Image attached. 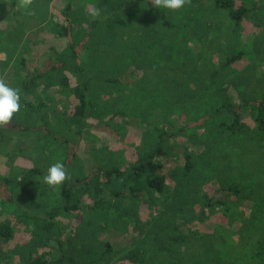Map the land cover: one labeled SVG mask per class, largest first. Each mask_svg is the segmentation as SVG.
Here are the masks:
<instances>
[{
  "label": "rangeland",
  "instance_id": "374dc122",
  "mask_svg": "<svg viewBox=\"0 0 264 264\" xmlns=\"http://www.w3.org/2000/svg\"><path fill=\"white\" fill-rule=\"evenodd\" d=\"M213 4V0H185L182 8L170 10L155 8V0H0V80L9 86L24 75L21 60L27 67L41 69L50 57H70L66 28L75 41L83 43L82 56L101 60L94 59L91 68L107 67L118 71L119 78L125 76L121 82L97 88L99 104L106 99V106L98 105L90 125L80 134L73 123L63 120L76 106L71 91L54 79L39 95L38 112L45 113L48 128L67 136L71 146L69 173L85 177L98 167H123L155 149L158 129L165 131L167 170L182 165L175 150H186L195 161L193 177L182 178L187 179L177 188L182 192L175 196V188L170 187L165 200L156 192L143 202L124 195L117 199L111 196L112 190L124 188L115 180L101 185L103 191L94 200L97 195L109 200L95 206L90 192L74 189L81 197L78 212L84 214L79 219L64 208L62 184L48 185L45 172L30 191L39 203L32 208L37 216L32 219L23 212L30 202L28 193L10 179V173L20 172H11L10 167L49 168L63 163L66 149L41 131L15 134L7 128L12 120L0 124L4 127L0 177L8 180L14 199L4 203L0 196V227L10 228V233L0 232V264H24L30 251L50 258L60 255L59 222L64 229L61 237L73 234L71 241L79 244L80 264H133L129 257L135 248L158 242L149 264L211 260L212 264H264V143L256 127V110L247 105L264 98V0H236L233 9L246 8L239 19L231 10ZM201 9L209 15L202 16ZM125 18L135 23L161 18L173 25L163 30L166 53L152 54L146 76L140 70L143 66H109L120 59L126 34L120 37V25L110 26L108 19ZM140 50L139 57L145 59L146 49ZM237 54L240 58L230 62ZM231 108H238L246 123L239 132L229 128ZM33 112L23 111L24 123L37 125V112ZM234 185L240 193L226 190ZM184 196L188 198L179 199ZM115 203L123 204L120 210H115ZM49 215L56 219L52 227L44 226ZM175 237L186 240L175 246L178 252L169 244ZM212 249L217 252L212 254Z\"/></svg>",
  "mask_w": 264,
  "mask_h": 264
},
{
  "label": "trees",
  "instance_id": "16d2710c",
  "mask_svg": "<svg viewBox=\"0 0 264 264\" xmlns=\"http://www.w3.org/2000/svg\"><path fill=\"white\" fill-rule=\"evenodd\" d=\"M213 1V5L222 7L228 11L231 10V15L236 19L241 18V15L246 12V8H243L241 11H236L237 9H233L236 0ZM213 5L211 8H213ZM201 12L202 16L209 15L208 10L201 9ZM65 17L66 20L70 22V15L68 11L66 12ZM133 20H129L127 18L122 21L108 19V25L114 27H119L120 25V37H122L123 34H126V38L122 39L123 43L121 44V49L119 50L120 59L112 60L113 63H109V66L116 68L119 63L122 65L127 64L134 66L136 69H138V66H143L144 69L140 70L145 73L144 75L146 76L149 74L151 69L152 64L150 59L152 58V54H157L160 52L166 53L168 45H166V41L163 38V30L170 29L173 27V25L172 23H169L168 21L161 18L146 19L137 23H135ZM133 27H136L137 29H134ZM65 30L66 31L64 32V35H66L67 38L69 37L70 40V57L68 59L65 57H50V61L45 63L41 69L27 67L23 60H21L22 71L25 70L24 75L21 73L22 77L10 85V87L18 90L21 106L18 112L14 113L13 118L11 119L12 122L7 128H9L8 130L12 132L14 131L15 134H25L26 132L35 134L36 132L41 131L45 136L53 138L57 142L61 143V145L63 144L67 152V157L62 164L67 170L70 167L68 158L71 154H73V152L69 151L71 146L67 143V136L57 135L48 128V123L45 120V113L38 112L41 104L40 96L43 95L42 93L45 92L44 90L51 86V84L54 82V79H58L59 85L62 89H65L68 92L71 91L76 99V106L73 108L71 115H65L63 120L73 123L72 125H75L76 127L75 132L80 134L84 128L90 125L89 121L94 116L95 111H97L98 105L106 106V99L102 100V102L99 104L100 92H97V88L107 87V83L110 82H121L123 79H125V76L119 78L118 76L121 74H119L118 71L108 70L107 67H102L100 69L91 68L90 66L94 63V59L96 62H101V60L98 57L92 58V56H90L86 58L82 56L83 43L75 41L71 37L69 30L67 28ZM138 37H142L145 41L139 39ZM135 41L139 45H136ZM132 45H134V50L131 52L130 47ZM144 48L148 53L145 59L143 57H139L141 52L140 49L144 50ZM125 53H127L126 61H124ZM240 56L241 54L234 55L230 59V62L239 59ZM158 72L160 71L158 70ZM158 76L159 75L156 77ZM70 77L73 78V81H70ZM160 77L164 78L165 75ZM152 79H156V81H162L161 78L153 77ZM163 85L167 86L168 89L172 88V86L167 83ZM35 99L37 101L36 104H38L37 106L32 104L33 100ZM247 105L254 106L256 110V127L258 129L259 137L264 143V98L253 101V103H250L249 101ZM23 111L30 113H34L33 111H36L37 125L34 123H24L21 117ZM230 111L233 114V122L229 125V128L234 132H239L241 129L246 127V123L245 121L241 120L238 108H231ZM17 117L19 121H15ZM3 129L4 127L0 126V134H2ZM67 129H70V126H68ZM64 137H66V139ZM168 153L169 150L167 149L165 131L164 129H158V142H156L155 149L153 151L151 149L149 151L143 152L140 158L133 162H127L125 166L122 165L123 167H120L119 165H113L108 168L98 167L93 169L85 177H77V175L67 171L68 178L62 183L60 188L61 195L63 197L64 208L70 213H75L76 218L79 219L80 216L84 214L78 212L80 208L79 206L81 197L79 198V196L75 194L74 189L90 192V198L94 201L93 204L97 206L101 203H106L109 200L108 197H103L101 195H97L98 199L94 200L96 193L98 194L103 191V189H101V185L113 184V181L115 180H119L121 188H124L123 190H112L111 196L117 199L124 195L129 200L131 199L137 202H143L150 193L156 192V194H162L165 200L166 195L169 194L170 187L175 188L172 193L173 195L177 196L182 192L177 189L179 184H181L183 180L187 178L189 180L191 177H193L192 172L193 168H195V161L192 159L191 155L186 152V150H175V153H179L181 155V159L183 161L182 165L175 166L173 169L167 170L166 163L169 157ZM10 168L11 172H20L19 174L10 173V176L13 175L10 177V179H14L20 189L24 191V193H28L29 201L31 202L25 205L26 208L23 210L24 214L32 219L37 218L35 212L33 213L32 208L33 206H39V203L37 204V202L34 201V196L30 191L36 179H38V177L43 175L45 172L47 173L48 168L44 169L35 166L22 168V171L19 167ZM184 177L187 178L182 179ZM7 184L8 180L5 177H0V196L1 202L4 203L14 201L7 188ZM226 190L235 194L240 193L238 185L229 186ZM3 197L5 199H2ZM187 198L188 196H184L179 199L185 200ZM114 205L115 210H120V206L123 204L115 203ZM90 210H87V212ZM51 217L53 216L49 215V217H44L46 220V224L44 226L52 227L56 225V219H52ZM61 224L62 223L60 222L57 224L58 227H60L58 231L59 234L57 235L58 250L60 255L55 258H50L49 256H40L34 254L33 251H30L28 256L25 257L26 259L24 258V264H80L78 260L79 254H81L79 244H74L71 241L73 234H67L63 238L61 237L64 235V229L62 230ZM0 232L4 234L10 233V228L3 225L0 227ZM180 241L181 243H184V241L186 243V240L175 237L174 239L172 238L169 240V244L173 245L174 249L178 252V247L175 246L179 244ZM158 246L159 242L157 244H148L146 247H142L139 250L135 248L136 251L132 252L131 256L129 257L130 262L133 264H149L151 254H153V251L156 250ZM216 252V249L211 250L212 254ZM183 257L185 260H189V255H185ZM262 257L264 260V255ZM212 261L213 260L208 262H198L197 264H212ZM175 263L183 264L182 261H176Z\"/></svg>",
  "mask_w": 264,
  "mask_h": 264
},
{
  "label": "clouds",
  "instance_id": "9594fccd",
  "mask_svg": "<svg viewBox=\"0 0 264 264\" xmlns=\"http://www.w3.org/2000/svg\"><path fill=\"white\" fill-rule=\"evenodd\" d=\"M185 0H155L154 7L157 9L167 8L178 10L183 7ZM20 96L17 89L10 87L3 80H0V124L10 122L14 113L20 109ZM68 178L65 166L57 162L51 165L44 181L50 186H59Z\"/></svg>",
  "mask_w": 264,
  "mask_h": 264
}]
</instances>
